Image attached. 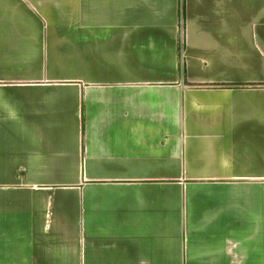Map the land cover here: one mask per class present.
Here are the masks:
<instances>
[{
	"label": "crops",
	"instance_id": "0c3cea01",
	"mask_svg": "<svg viewBox=\"0 0 264 264\" xmlns=\"http://www.w3.org/2000/svg\"><path fill=\"white\" fill-rule=\"evenodd\" d=\"M0 264H264V0H0Z\"/></svg>",
	"mask_w": 264,
	"mask_h": 264
}]
</instances>
